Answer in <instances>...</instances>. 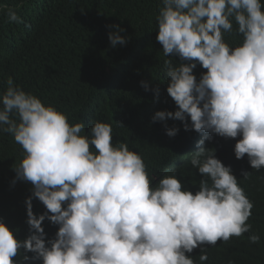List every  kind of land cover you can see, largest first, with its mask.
<instances>
[{"label":"clouds","instance_id":"obj_1","mask_svg":"<svg viewBox=\"0 0 264 264\" xmlns=\"http://www.w3.org/2000/svg\"><path fill=\"white\" fill-rule=\"evenodd\" d=\"M156 16V40L164 56L167 93L175 111H156L153 122L179 120L185 131L204 134L197 151L180 153L158 173L149 176L141 155L126 143L113 144L109 123L70 124L66 114L15 86L11 78L0 94V132L11 134L24 156L14 168L16 178L33 185L26 198L24 240L0 222V264L23 261L42 264H196L208 259L206 247L246 238L258 244L248 223L254 204L232 174L204 147L212 134L240 137L236 159L247 155L252 169L264 168V4L261 0H161ZM8 22L23 23L9 8ZM242 36L232 46L225 33ZM110 45H124V29L111 26ZM199 64L206 72L193 74ZM145 91L148 83L141 81ZM158 97L159 89L153 90ZM190 119L191 124L186 122ZM174 137L178 128H166ZM200 136V135H199ZM190 163L203 177L199 190L183 189L174 173ZM170 171V173H168ZM168 173V175H165ZM165 175V176H164ZM252 173L242 172L247 180ZM183 189V190H182ZM38 198L47 212L32 211ZM50 213V214H49ZM58 225L54 240H45L42 222ZM34 230V231H32Z\"/></svg>","mask_w":264,"mask_h":264},{"label":"trees","instance_id":"obj_2","mask_svg":"<svg viewBox=\"0 0 264 264\" xmlns=\"http://www.w3.org/2000/svg\"><path fill=\"white\" fill-rule=\"evenodd\" d=\"M264 4V0H261ZM161 0H0V94L11 78L15 86L36 95L45 105H52L66 114L70 124L83 122L88 134L95 122L109 123L113 128V144L126 143L130 151L142 156L149 176L160 172L173 157L188 146L195 130L185 131L179 120L153 122L156 111H175L166 89L168 78L164 61L174 65L182 61L178 56H164L156 40V16ZM12 8L23 23L8 22ZM124 29L119 33L127 38L124 45H110L111 26ZM225 33V42L236 46L242 36ZM206 72L199 64L193 74L200 78ZM148 83L149 90L141 86ZM159 89L158 97L154 89ZM186 122L191 124L190 119ZM179 129L174 137L166 135V128ZM240 137L224 138L212 134L204 147L215 150V157L230 166L232 174L253 202L248 223L258 244L246 238L223 245L206 247L208 259L203 264H264V168H251L247 155L236 159L234 145ZM24 156L22 147L11 134L0 132V222L12 230L19 240L30 234L26 223V198L32 196L33 185L16 178V168ZM251 172L245 180L242 172ZM176 178L193 194L199 190L203 178L190 163L174 172ZM182 189V190H183ZM32 211L39 216L47 212L38 198L31 199ZM50 214V213H49ZM45 240H54L58 225L47 218L42 222ZM34 231V230H32ZM17 264H42V261H23ZM200 248L191 256L196 264Z\"/></svg>","mask_w":264,"mask_h":264},{"label":"bare ground","instance_id":"obj_3","mask_svg":"<svg viewBox=\"0 0 264 264\" xmlns=\"http://www.w3.org/2000/svg\"><path fill=\"white\" fill-rule=\"evenodd\" d=\"M203 136H204V134L198 133L195 131V133L191 136L190 141H188V146L184 151H188L189 149L193 150V152L197 151L198 150L197 149V142L199 140H201L203 138ZM207 141L208 140H205L204 142H207ZM168 173H170V171ZM168 173H166L165 175H168Z\"/></svg>","mask_w":264,"mask_h":264}]
</instances>
